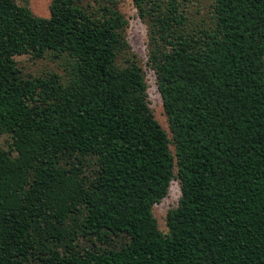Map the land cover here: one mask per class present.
Wrapping results in <instances>:
<instances>
[{"label": "trees", "instance_id": "trees-1", "mask_svg": "<svg viewBox=\"0 0 264 264\" xmlns=\"http://www.w3.org/2000/svg\"><path fill=\"white\" fill-rule=\"evenodd\" d=\"M132 2L169 132L117 1L0 0V264H264V0Z\"/></svg>", "mask_w": 264, "mask_h": 264}, {"label": "rangeland", "instance_id": "rangeland-1", "mask_svg": "<svg viewBox=\"0 0 264 264\" xmlns=\"http://www.w3.org/2000/svg\"><path fill=\"white\" fill-rule=\"evenodd\" d=\"M51 0H16L19 4L27 5L30 10L37 16H49V4ZM119 9L124 13L128 20L126 28L127 40L137 54L140 64L145 73V78L148 84V100L151 109L159 121L161 126L168 131L167 118L163 110L162 99L158 92L155 83V74L153 70L147 65L146 54V26L137 15V10L133 5L132 0H115ZM83 5L87 3L95 4L96 0H81ZM205 4V9H208L209 0H202ZM18 65L21 67L25 74L42 75L51 71L58 74H63L62 65L60 60L46 55L42 58H32L30 55H18L15 57ZM169 132V131H168ZM8 141L7 134L0 133V146H5ZM173 149V146H171ZM180 196V188L176 179L172 180L169 186L167 195L158 203L153 206V215L156 218L159 229L163 232L167 231L166 214L167 211L175 207Z\"/></svg>", "mask_w": 264, "mask_h": 264}]
</instances>
